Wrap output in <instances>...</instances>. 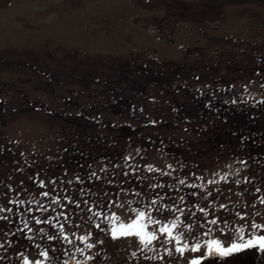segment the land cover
<instances>
[{
  "label": "rangeland",
  "instance_id": "rangeland-1",
  "mask_svg": "<svg viewBox=\"0 0 264 264\" xmlns=\"http://www.w3.org/2000/svg\"><path fill=\"white\" fill-rule=\"evenodd\" d=\"M262 85L264 0H0V264H189L264 234ZM135 210L181 243L113 239Z\"/></svg>",
  "mask_w": 264,
  "mask_h": 264
},
{
  "label": "snow or ice",
  "instance_id": "snow-or-ice-1",
  "mask_svg": "<svg viewBox=\"0 0 264 264\" xmlns=\"http://www.w3.org/2000/svg\"><path fill=\"white\" fill-rule=\"evenodd\" d=\"M264 86V85H262ZM264 103V101H262ZM94 175V174H93ZM221 180H227L226 176L221 177ZM181 184L184 183V181H180ZM209 183H213V181H209ZM41 187H44L43 182H41ZM259 191V190H257ZM44 196H48L49 193L44 192ZM183 199V198H181ZM53 203H58V201H53ZM153 204H155V201H152ZM261 203H264V197L261 198ZM41 208L43 206L41 205ZM220 208H226L225 205H220ZM0 211H3V209H0ZM136 211V218L128 224L121 223L119 225V228L113 227L112 232V238L116 239L120 236L123 237H137L139 238L140 243L145 247L148 248L149 245H151L154 241L159 239V236L155 232H148L146 229L150 224L160 225L159 227V234L160 235H166L167 239L164 241V243H170L175 242L177 245L181 243V237L180 236H174L171 229H174L178 226L179 223H182L179 221V218L176 220H173L170 222V224H164L161 221L152 219L150 213H146L143 210H135ZM181 214H184V210L180 209ZM200 213L203 214L205 217L206 223L211 225H217L220 224L221 221L219 218H213L211 220H207L208 215L210 214L207 209L200 207L198 209ZM95 215H100V213H95ZM191 215L193 217L196 216V212H191ZM239 219H246L245 216L237 213L236 214ZM118 219V218H117ZM36 223H41V220L37 219ZM50 223V221H49ZM224 224H227V220L223 221ZM99 227V225H97ZM187 227L190 231L194 230V227L192 224H188ZM249 229H257L261 228L264 229V225H257L254 221L251 222L248 225ZM61 230H63V226H61ZM232 234L235 236V240L232 241L228 245H224L221 243L220 240L213 239L209 241L206 245V256L201 258H194L192 259L189 264H202L203 259L210 258V257H218L221 259H226L230 256H232L235 253H239L241 251H244L246 249H253L258 248L261 252H264V234L257 235L255 232L252 231H246V228L244 225H241L237 228L231 229ZM204 235H208V233H204ZM247 237V238H246ZM49 239H55V237H49ZM67 239V237H65ZM191 245V246H190ZM91 247V245H89ZM200 243L191 244L185 243L183 247H176L175 251L183 255V253L188 250L193 253L199 251L201 249ZM171 255V253H168ZM44 255H47V253H44ZM135 255V253H133ZM91 259V257H89ZM25 264H29L27 260H25Z\"/></svg>",
  "mask_w": 264,
  "mask_h": 264
},
{
  "label": "flooded vegetation",
  "instance_id": "flooded-vegetation-1",
  "mask_svg": "<svg viewBox=\"0 0 264 264\" xmlns=\"http://www.w3.org/2000/svg\"><path fill=\"white\" fill-rule=\"evenodd\" d=\"M264 233V232H263ZM257 235H262V234H257ZM231 243V242H230ZM229 243V244H230ZM249 253H254L257 256H264V252H261L258 248H253V249H246L244 251H241L239 253H235L232 256L226 258V259H221L218 257H210V258H205L202 261V264H264V258H258L257 256H253V258L246 257V259H237V257L244 256L245 254ZM206 255H201L198 256V258L205 257ZM237 259V260H234ZM236 261L235 263H233ZM72 262L69 261V263Z\"/></svg>",
  "mask_w": 264,
  "mask_h": 264
},
{
  "label": "water",
  "instance_id": "water-1",
  "mask_svg": "<svg viewBox=\"0 0 264 264\" xmlns=\"http://www.w3.org/2000/svg\"><path fill=\"white\" fill-rule=\"evenodd\" d=\"M70 264H76V263H70Z\"/></svg>",
  "mask_w": 264,
  "mask_h": 264
}]
</instances>
